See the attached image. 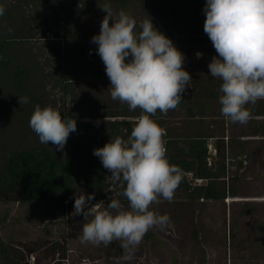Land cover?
Here are the masks:
<instances>
[{"label": "rangeland", "instance_id": "374dc122", "mask_svg": "<svg viewBox=\"0 0 264 264\" xmlns=\"http://www.w3.org/2000/svg\"><path fill=\"white\" fill-rule=\"evenodd\" d=\"M106 3L114 13L124 10L138 22L151 18L153 25L184 54L183 68L192 77L191 87L186 88L175 110L166 115L158 111L153 119L163 121L166 128L178 126L179 133H188L187 128L193 130L201 126L206 133L224 135L228 143L223 185L235 192L234 196L220 200L190 199L183 188L178 187L172 202L161 198L158 205L152 206L170 217L171 226L164 231L150 230L133 258L121 259L120 264H264V100L248 106L251 119L247 124L227 121L220 112L219 98L210 100L198 95V79L210 74V61L175 40L207 35L204 32L206 0H0L5 8L4 15L0 16V40L8 39L3 41L0 50L2 63L8 60L6 67L0 64V181L9 156L46 148L56 162L72 161L86 176L90 172L86 163L95 162L96 174L101 179L99 192L90 189L86 180L81 185L86 194L99 196L93 203L103 201L106 206L111 196L128 206L126 198L116 195L122 191L119 185L107 181L111 173L100 171L102 163L93 155L98 146L93 147L90 140V136L107 139L108 128H111L106 125L107 112H141L139 108L129 110L126 103L111 98L105 65L97 54L98 47L91 42L100 32L101 21L106 15L102 8ZM56 9L61 10L62 15L52 29L51 25L48 27V19ZM42 28L45 33L40 32ZM47 29L51 31L46 34ZM54 30L63 32L58 49L63 52L64 73L70 77L64 86L62 81H52V65H46L45 69V62H39L43 55L40 41L56 37ZM55 47L56 43L52 49L45 50L46 58L57 54ZM212 55H217L213 46ZM96 70L103 71L101 77H106L105 80L100 81L94 73ZM46 74L52 77L46 78ZM76 77L86 79L76 80ZM19 97H28L29 102L20 105ZM188 102L205 105L203 114L192 118L202 123L190 122L184 114ZM37 103L42 107L51 105L62 116L76 119L77 130L70 134L62 151L51 143L41 144L30 129V116ZM102 109L104 116H101ZM97 120L99 125L95 124ZM166 134H169L167 129ZM241 142H244L243 147ZM209 161L208 165L211 164L216 172L219 163L216 153ZM185 176L191 185L205 182L192 179L188 173ZM7 196L0 195V216L3 218L0 237L7 248L6 257L19 260L23 256L29 264L36 260L38 264H116L117 258L124 255L119 241L107 247L80 242L85 221L83 216L73 218L70 215L75 199L67 204L65 212L41 220L36 217L37 208L9 200ZM55 242L65 247V257L58 258L55 254V259L45 258L38 246ZM3 258L0 255V264H5Z\"/></svg>", "mask_w": 264, "mask_h": 264}, {"label": "clouds", "instance_id": "9594fccd", "mask_svg": "<svg viewBox=\"0 0 264 264\" xmlns=\"http://www.w3.org/2000/svg\"><path fill=\"white\" fill-rule=\"evenodd\" d=\"M102 10L106 15L91 42L98 46L97 54L105 65L110 96L126 103L129 110L139 108L141 114L126 139L111 138L94 149L93 155L111 173L109 181L122 189L116 195L126 198L128 206L111 196L106 206L103 201L93 203L95 193L79 189L70 215L83 216L82 244L107 247L119 241L124 250L116 261L120 264L121 259L133 258L150 230L171 226L170 217L152 206L161 198L173 201L184 173L170 163L166 131L153 117L158 111L166 115L178 107L192 77L183 68L184 54L151 18L138 22L124 10L114 13L109 3ZM4 13L0 4V16ZM204 13V32L217 53L208 64L210 76L222 82L220 112L233 124H247L251 119L248 106L264 100V0H206ZM28 102V97L18 99L20 105ZM29 127L41 144L51 143L62 151L77 123L57 108L37 103Z\"/></svg>", "mask_w": 264, "mask_h": 264}, {"label": "trees", "instance_id": "16d2710c", "mask_svg": "<svg viewBox=\"0 0 264 264\" xmlns=\"http://www.w3.org/2000/svg\"><path fill=\"white\" fill-rule=\"evenodd\" d=\"M114 1L121 2L123 0ZM175 40L178 44L187 45L189 50L200 52L205 59L211 61L213 57L212 42L207 35L178 37ZM3 41L0 40V50ZM94 45L98 47L96 44ZM4 62L2 63L0 60V64L6 67L8 60L7 63ZM22 73L23 71L20 74ZM198 80L199 96H204L210 100L219 98L221 94L219 87L222 83L220 80L211 77L210 74ZM204 108L206 109L203 104L188 102L184 107V114L191 119L190 122L202 123L198 120L192 121V118L196 114L202 115ZM156 121L165 131L166 129L169 131V134L164 137L167 156L170 163L178 165L183 170L184 178L179 187L183 188L187 198L220 200L226 196L235 195L232 189H227L223 185L224 179L222 177L227 174L226 147L228 143L224 135H215L213 132L206 133L201 126L195 127L193 130L189 126L190 128L186 129L188 133H179L177 131L179 130L178 126L166 128L163 121ZM210 138L212 139L211 142L209 141ZM208 143H211V147L216 150V157L219 159L216 172L212 170L211 164L208 165L212 156V150ZM241 143L243 147L244 142ZM90 168L95 174V167L91 166ZM3 170L0 195H9L7 196L9 200L37 208L36 217L41 220L65 212L67 204L75 199L76 191L84 190L81 185H83L85 176L81 169L72 161L56 162L46 148H40L38 151L26 150L21 154L9 156L3 165ZM185 173H190L192 179L205 180V182L191 185ZM3 200L6 202L8 199ZM2 223L3 218L0 216V229ZM38 247L42 249L45 258L55 259V254H58V258L65 257V247L57 242L44 243ZM6 250L7 248L0 237V255L5 257L3 258L5 264H29L23 256L19 260L6 257ZM33 264H38V260Z\"/></svg>", "mask_w": 264, "mask_h": 264}, {"label": "flooded vegetation", "instance_id": "af4514ba", "mask_svg": "<svg viewBox=\"0 0 264 264\" xmlns=\"http://www.w3.org/2000/svg\"><path fill=\"white\" fill-rule=\"evenodd\" d=\"M53 11H54V14L48 19V21H49L48 22V27L51 25L52 29L55 27L56 21L57 20L59 21V16L62 15V11L59 10V9L58 10L56 9V10H53ZM70 12H71V10H70ZM56 16H57V19H56ZM42 29L43 30H41L40 32H42V33L44 32L45 33L44 28H42ZM49 31H51V30L47 29L46 30V34L49 33ZM54 34H56V37L55 36L52 37V38L48 37L47 39H45V41H40L41 42V47H42V50L40 51V53L43 54V55L39 57V62H45V65L43 66V67H45V69L48 68V66H46V65H48V64H50L49 66L52 65L50 67V69H51L50 70V72H51L50 74L53 75L52 81L56 80V79H57V81L59 80V82L62 81L61 83L64 86L67 83V81L70 80V77H68L64 73V69H63V63H64L63 62L64 61L63 52L60 49H58L59 48V43H60L58 41H60V37H61V35H63V32H62V30H58V32H55V30H54ZM55 43H56L55 50H58L57 54L54 53L52 56L46 58L47 55L45 57V50L48 51V49L49 50L52 49V47H54ZM4 61H5V63H7V60H4ZM99 70H96L94 73H96V76L99 79H101L100 81L105 80V78L107 76L106 77H101L103 71L100 72ZM98 74L100 76H98ZM45 77L50 79L52 76L49 77L46 74ZM79 79L84 81V79H86V78L76 77V80H79ZM66 100H67V98H65L64 101H66ZM104 114H105L104 110L102 109L101 110V116H104ZM140 114H141V112L139 113L138 111H136L135 113H130V114H119V113L113 112L112 110L110 112H107L105 114V115H107L106 116L107 117L106 118L107 119L106 125L111 127V128H108L109 129L108 136L106 135L108 140L107 139L101 140L100 138L97 139V138H94V137L92 138V136H90V140L92 142L93 147H96V146H98V148L103 147L106 143H108L110 141L111 138H115L116 136H121V137L126 139L127 136H129L131 134V130H132L133 126H134V122H135L136 118ZM131 125H133V126H131ZM121 129H123V131ZM89 163L90 164L86 163L87 167L89 165V167L94 166L96 168L95 162L93 160H90ZM99 167H100V171L101 172L104 173L105 171H107V169H105L102 164ZM89 171L90 172L87 174L88 176L83 174L85 176L86 182L88 183V187L90 189H93L95 191V193L99 192V183L101 181L100 176H98V174H96L97 173L96 171H95V174H93L91 168H90ZM188 174L190 175V173H188ZM85 180L83 182V185L85 183ZM196 180H200V179H196ZM107 181H109V179ZM200 181H202V180H200ZM95 198L99 199V196H96ZM149 235L151 236V234H149Z\"/></svg>", "mask_w": 264, "mask_h": 264}, {"label": "built area", "instance_id": "2783aa9c", "mask_svg": "<svg viewBox=\"0 0 264 264\" xmlns=\"http://www.w3.org/2000/svg\"><path fill=\"white\" fill-rule=\"evenodd\" d=\"M208 145L211 147V143H208ZM211 150H212V154L216 153V150L214 148L211 147Z\"/></svg>", "mask_w": 264, "mask_h": 264}]
</instances>
